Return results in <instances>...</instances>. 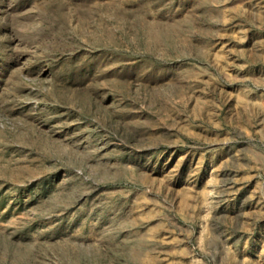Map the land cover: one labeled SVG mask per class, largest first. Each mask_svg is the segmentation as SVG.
Masks as SVG:
<instances>
[{
	"label": "rangeland",
	"instance_id": "1",
	"mask_svg": "<svg viewBox=\"0 0 264 264\" xmlns=\"http://www.w3.org/2000/svg\"><path fill=\"white\" fill-rule=\"evenodd\" d=\"M0 264H264V0H0Z\"/></svg>",
	"mask_w": 264,
	"mask_h": 264
}]
</instances>
